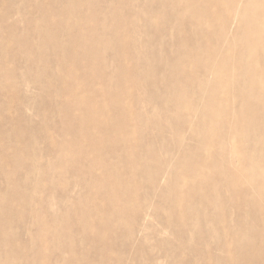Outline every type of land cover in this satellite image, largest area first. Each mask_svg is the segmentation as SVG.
Instances as JSON below:
<instances>
[{
    "label": "bare ground",
    "instance_id": "obj_1",
    "mask_svg": "<svg viewBox=\"0 0 264 264\" xmlns=\"http://www.w3.org/2000/svg\"><path fill=\"white\" fill-rule=\"evenodd\" d=\"M76 1L67 0L60 11H54L50 3L39 5L47 27L56 20H61L64 25L62 41L56 34L49 33L47 27V32L42 34L44 55L39 52L38 63L42 65L44 57L50 56L57 60L60 72L54 71L52 76L46 68L41 70L35 65L32 49L12 35L7 9L0 13V30L8 34L13 46L9 51L0 44V88L6 93L11 92L12 96L17 92L11 65L14 66L15 57L21 55L25 58L23 66L34 77L33 82L39 85L41 94L45 92L53 97L49 110L56 115L55 121L64 136L62 141L54 144L59 149V162L47 168L62 177L67 170H74L73 165L67 162L70 157L74 162L86 160L90 173L94 166L104 169L105 177L98 182L105 183L107 190L101 196L100 204L91 210H79L82 203L79 199L65 209L63 218L60 216L50 223L39 212L26 214L25 209L18 214L12 212L8 205L11 200H18L25 208L17 185L0 192V215H3L0 217V264H22L29 258L27 251L37 255L33 264H109L108 253L113 254L115 264H137L139 258L125 261L124 255L118 251L113 253L115 246L106 241L115 232L117 235L118 229L129 219H134L135 188L138 185L136 172L142 177L146 175L150 186L162 188L158 203L166 200L170 210L164 226L172 225L174 221L188 226L190 222L195 231L199 229L198 242L205 240L211 229L217 232L218 240L212 247L205 243L201 247L192 241L186 242L188 232L186 235L180 233V243L169 251L174 256L172 264H264V0H175L170 8L160 6L154 11L151 7L142 14L147 28L165 32L168 29L162 20L168 16L172 27L171 34L167 33L173 35L174 44L181 51L167 65L171 81L168 87L172 91L168 105L172 122L177 120L179 124L174 129V137L180 156L174 166L162 170L168 175V182L162 187L157 180L160 170L155 168L151 175L148 172L152 160L157 159L156 153L149 146L140 147L139 131L135 129L146 123L149 117L144 114L142 118L137 116L132 111V103L126 101L130 94L128 66L122 65L128 61L123 34L126 24L121 27L122 17L116 12L117 6L112 7L113 21L108 26L103 22L100 33L96 25L98 14L91 10L89 1ZM151 1L147 0V3ZM27 4L28 10L32 6ZM82 5L87 6L88 12L81 11ZM186 19L190 21L188 26ZM231 23L237 27L234 33L229 29ZM187 29L201 35L200 39H193V48L183 34ZM106 31L112 32L117 39L121 62L117 64L118 71L107 79L114 87L105 95L101 91V100L97 101L88 87L90 78L98 77L100 70H104L102 51L109 45L101 34ZM212 31L215 35L213 40L203 38ZM48 52L51 55H47ZM198 68L204 71V75H195ZM53 80L63 82L65 87L52 93L49 82ZM193 80L201 105H194L195 98L190 99L188 93V83L191 85L189 81ZM81 84L87 87L78 92L74 86L81 87ZM160 104L167 102L163 99ZM193 113L197 115L196 125L190 117ZM39 115L45 120L48 117L41 110ZM181 127L192 130L191 136L196 139L192 148L182 147ZM214 128H221L223 133L216 134ZM15 131L19 140V131ZM170 131H173L172 125ZM115 136L123 140L122 156L113 159L96 157V154L100 155V146L115 144ZM0 143V159H8L5 162L11 166V171L2 174L6 180L13 179L23 165L21 159L27 155L34 162L33 171L38 173L37 162L32 155L18 145L14 148ZM137 156L142 157L138 163L135 161ZM119 166L125 168L123 174L119 173ZM164 193H168L167 198ZM194 201L212 209L210 227L205 231L204 225L197 226V223L204 222L206 216L191 210ZM231 209L243 213L244 217L238 220V224ZM25 216L37 226L31 240H37L39 248H36V242L30 247L24 245L11 230L13 223L21 222ZM74 222L85 238L96 239L91 249L96 260L89 259L85 251L78 253L74 246H67L57 249L68 257V262L41 261V257L50 254L47 242L55 244L56 240L64 239L70 243ZM53 226L60 229L53 233ZM189 253L196 258L185 260Z\"/></svg>",
    "mask_w": 264,
    "mask_h": 264
},
{
    "label": "rangeland",
    "instance_id": "obj_2",
    "mask_svg": "<svg viewBox=\"0 0 264 264\" xmlns=\"http://www.w3.org/2000/svg\"><path fill=\"white\" fill-rule=\"evenodd\" d=\"M67 0H1L0 1V13L6 8L8 18L11 22V31L14 37L20 38L22 43L30 47L35 54L34 63L41 70L47 69V72L52 76L54 71H58L57 60L53 57H44L41 63H38L39 52L44 55V48L42 42V34L47 32L54 33L59 41L63 40L64 25L61 20H56L49 27L46 26L44 16L39 5L46 3L51 4V8L54 11H60ZM77 2L76 0H72ZM91 6V10L98 14L97 23L98 31L101 33V25L104 22L107 26L113 21V13L111 8L117 6V13L122 17L123 25L126 27L123 29L125 34V45L127 48V60L122 63L125 67L128 66V81H129V97L126 101L132 103V111L137 116L142 118L144 116L149 117L148 121L142 126L133 127V130L139 131L140 147H150L156 153L157 159L152 160L150 168L148 170L149 175L154 172V169L160 170V174L157 177L158 185L161 187L167 184L168 175L165 171L166 167L174 166L178 161L180 153L175 141V128L179 124L173 121L172 114L169 109V98L172 91L168 87L171 83L169 77V71L167 65H169L177 53L181 51L174 44L175 38L171 34L172 25L168 22V16L163 19L164 25L167 26V32L164 30H153L146 27L142 14L147 8H153L156 11L160 6L170 8L175 0H153L147 3V0H88ZM27 3L31 4V8L27 10ZM69 4V1H68ZM146 5H148L146 7ZM70 6V5H69ZM77 9L76 6H73ZM140 9V11H139ZM87 6L82 5L81 11L88 12ZM25 12V13H24ZM167 14V13H166ZM125 21V23H124ZM190 23L188 19L185 21ZM4 28L5 25L2 24ZM47 27V28H46ZM219 27V26H218ZM216 27V28H218ZM229 28V27H228ZM235 23L230 24V31L235 32ZM126 30V31H125ZM217 32V29H216ZM188 45L193 48V39H200L201 35L196 34L194 31L185 30L183 32ZM108 42V48L102 51V61L104 64V70H100L98 77H91L88 91L99 101L101 100L100 92L104 91V95L108 90L114 87L112 82H108L107 79L112 77L114 71H118L117 64L121 62V56L117 53V39L110 31L102 32V34ZM217 35V34H216ZM8 34L5 31L0 30V44L4 50H9L13 47L12 43L7 38ZM203 38L207 40H213L215 35L213 31L211 34L204 35ZM239 41V40H238ZM235 42V43H238ZM234 43V44H235ZM47 55H51L48 52ZM32 56V55H31ZM188 57V54H187ZM123 59V58H122ZM25 58L21 55H17L14 59V79L17 85V92L12 96L11 92L7 93L0 88V135L1 142L7 146L18 145L24 152H28L32 155L37 162L38 173L33 171L34 162L30 161V156L21 159L23 165L19 167V170L13 176V179L6 180L2 175L4 172L11 171V166L5 162L4 157L0 159V192H6L7 189L14 185H17L23 195V202L25 208H23L18 200L8 201V205L13 210V213H21L24 209L26 214L32 212H39L50 223L58 219L60 216L63 218L65 209L70 207V204H74L76 201H81L79 210H91L94 205L100 204L101 196L106 192L107 186L104 183L99 184L98 180L105 177L104 169L100 166H94L91 168V173L87 171V161L81 160L74 162V158L70 157L67 162L69 165H73L74 170H67L62 177L47 168V166L55 165L59 162V149L54 144L63 140V134L60 132L59 125L55 121V114L49 110L52 106L51 101L53 97L49 93L40 91V87L37 83L33 82L34 77L29 74L27 69L23 66ZM108 65L107 68L105 66ZM195 75H204V71L201 68L196 70ZM104 76V77H101ZM113 79V78H112ZM111 79V80H112ZM110 80V81H111ZM184 80V79H183ZM107 81V82H106ZM1 82V81H0ZM188 93L191 96L190 99L195 98L194 105H199L200 102L197 97L195 80L189 81ZM51 85L52 93L58 88L65 87L61 81L49 82ZM84 86L74 88L80 92V89ZM87 86L84 87L86 89ZM8 94V95H7ZM165 99L167 104H160ZM59 98H57V101ZM201 105V104H200ZM43 109V110H42ZM44 112L48 117L45 120L43 116L39 115V112ZM152 116H156V119H152ZM176 117V116H175ZM191 120L196 125L197 115L191 114ZM147 119V118H146ZM47 121V123H43ZM171 125L173 131H170ZM220 127V126H218ZM135 128V129H134ZM18 130L19 140L15 130ZM44 130V131H43ZM216 134L221 135L223 133L221 128H214ZM181 136H183L182 147L192 148L196 144V139L191 136L192 130L188 127H181ZM52 138V141L50 140ZM115 144H103L100 146V155L96 154V157L113 159L117 156H122V142L123 140L119 136H115ZM18 141V142H17ZM1 145V143H0ZM168 148V149H167ZM20 149V148H19ZM111 149V150H110ZM142 154L144 151H141ZM93 155V154H92ZM90 157V155H88ZM135 159L138 163L140 158ZM226 159V158H225ZM8 161V159H6ZM10 162V161H9ZM125 168L119 166L118 170L120 174L124 173ZM57 170V168H55ZM181 170V169H178ZM81 177V178H79ZM98 182V183H97ZM136 182L138 183L135 191L137 193V200L135 202L136 211L132 215L133 221L129 219L126 225H122L118 229V233L112 237H108L106 241L113 244L118 251L124 255L125 261H131L139 258L137 264H172L174 256L169 251L174 250L179 242L180 233L185 236L184 241L191 242L196 246L204 247V243L211 246H215L217 243V232L215 229H211L209 235L203 238V241L198 242V230H194L193 226L189 222V225L181 226L176 221L172 222V225L164 226L165 219L170 217V210L167 201L163 199L162 203H158L162 196V188H155L150 186L146 175L142 177L139 172H136ZM89 184V187H86ZM38 189V192L35 191ZM165 198L168 197V193H164ZM138 205V207H137ZM191 210L202 212L206 218L205 221H200L197 226L204 225V231L209 226V220L212 219V209L204 207L198 202H192ZM233 218L238 220L243 218V213L234 209L230 210ZM157 214V215H155ZM0 217H3L1 214ZM192 223H194L193 219ZM176 222V223H175ZM77 223L74 222L72 230V239L70 243H67L64 239H58L55 244L47 242L50 250L48 256L40 258L43 262H57L66 263L69 261L65 254L57 249V247L74 246L78 249V253L85 251L88 258L96 260V254L91 251L92 243L95 238H85L82 233L76 229ZM201 227V226H200ZM199 227V228H200ZM35 222L28 216L21 219V222L13 223V233L17 235V238L24 245L30 247V244H35L36 248H39L40 244L37 240L32 241L31 236L36 231ZM197 228V227H196ZM206 228V229H205ZM52 232L60 229L59 226L51 227ZM210 229V228H209ZM254 229H256L254 227ZM189 236V237H188ZM32 241V243H30ZM34 242V243H33ZM140 246V249H139ZM173 246V247H172ZM172 248V249H171ZM37 251V250H36ZM2 248L0 245V253ZM28 259L21 262L22 264H33V260L37 258L35 252L27 251ZM218 255H222L217 251ZM105 256V254H103ZM155 257L153 259V257ZM135 257V258H134ZM151 257V258H150ZM109 264H115L113 254L108 253ZM185 260H194L196 258L192 253L187 254L184 257ZM153 260V261H152ZM152 262V263H151Z\"/></svg>",
    "mask_w": 264,
    "mask_h": 264
}]
</instances>
